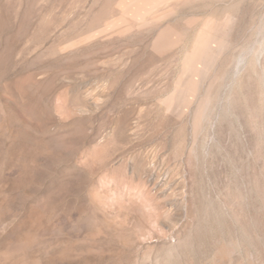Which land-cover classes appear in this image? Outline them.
Listing matches in <instances>:
<instances>
[{"label":"rangeland","instance_id":"rangeland-1","mask_svg":"<svg viewBox=\"0 0 264 264\" xmlns=\"http://www.w3.org/2000/svg\"><path fill=\"white\" fill-rule=\"evenodd\" d=\"M0 264H264V0H0Z\"/></svg>","mask_w":264,"mask_h":264}]
</instances>
